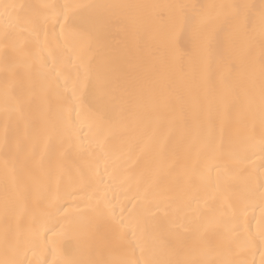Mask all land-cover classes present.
<instances>
[{
	"label": "bare ground",
	"instance_id": "1",
	"mask_svg": "<svg viewBox=\"0 0 264 264\" xmlns=\"http://www.w3.org/2000/svg\"><path fill=\"white\" fill-rule=\"evenodd\" d=\"M63 4L249 7L232 21L224 49L190 42L181 20L192 7L141 9L134 22L117 10L119 22L97 41L86 68L75 57L57 64L58 85L41 66L63 39L49 6ZM4 5L15 6L8 12L17 25L7 47ZM262 6L264 0H0V262L144 264L155 254L199 264H262L264 249L246 238L258 241L264 230V201L255 195L236 204L241 182L221 173L217 189V170L210 176L206 166L225 128L251 144L236 162L242 176H264ZM204 10L201 27L209 34L232 11ZM118 57L143 69L120 86L111 74ZM72 92L74 106L66 100ZM96 110L112 120L71 131L74 120ZM83 172L102 181L117 216L120 208L131 209L122 221L125 241L78 234L91 195L80 190Z\"/></svg>",
	"mask_w": 264,
	"mask_h": 264
},
{
	"label": "snow or ice",
	"instance_id": "2",
	"mask_svg": "<svg viewBox=\"0 0 264 264\" xmlns=\"http://www.w3.org/2000/svg\"><path fill=\"white\" fill-rule=\"evenodd\" d=\"M14 5H4V16L6 18V26L3 34V43L7 47L10 44H14L16 39V23L13 22L11 14L8 12L9 8H14ZM52 17L56 20L57 24L61 28V34L63 39L60 40L54 51H50L44 57L42 63V71L59 85L60 77L57 74V64L63 63L66 60L70 61L73 57L79 60L80 67L86 68L89 54L93 47L105 34V30L114 23L119 22L117 16V10L121 15L125 17L129 22H134L136 13L141 9H155V8H188L192 7L196 9L191 13H185L182 17L181 23L184 33L188 36V39L194 46H200L201 48H207L215 46L218 49H224L230 36V26L234 19H236L241 10L248 8L247 5H218V6H202L196 8V6L187 5H138V4H63L52 5ZM224 8L232 10L229 14L219 17L216 21V26L212 33H206L202 27L203 19L208 15L204 10L205 8ZM71 16V19H70ZM47 20V18H45ZM261 19L264 21V6L261 10ZM63 21V23H61ZM36 27L39 23L36 22ZM172 33H165L163 39L166 41L171 39ZM262 44H264V36L261 38ZM143 69L139 65L126 66L122 60L118 57L112 63L111 74L114 77V81L117 86H120L122 82L127 81L129 78L136 74H139ZM254 79V73L252 74ZM260 109L262 113V119H264V59L261 61L260 68ZM61 87L67 88V83ZM75 93L72 92L66 97L69 105L75 104ZM254 102V97L252 98ZM73 110L75 108L73 107ZM127 118V117H125ZM112 120V116L101 110L86 111L83 114V118L79 121H73V127L71 131L74 133L79 124H106ZM213 147L210 153L206 157V166L211 176L213 170H217L216 178L212 180L213 186L217 189L221 183V173L225 181L241 182L238 190L234 194V202L239 204L252 196L259 195L260 199L264 201V176L260 177L258 181L251 177L244 178L239 168L236 167V162L243 158V153L248 151L251 147L250 142L247 139L235 138L232 133L222 128L220 130L218 139L214 140ZM260 150L264 153V139L261 140ZM101 182H95L92 175L88 172H83L79 176L80 190L91 195L88 196V202L85 207L87 212L82 215L87 217V221L79 226L77 232L84 237H95L98 234H105L106 236H113L118 241L123 242L126 239V233L122 229L128 227L122 221L125 214H130L131 209L120 208V215L117 216L116 206L112 204L110 200L104 195V189L101 188ZM72 193H69L71 195ZM7 195V188H6ZM226 209L225 211H229ZM7 210V199H6ZM217 223L225 224L223 218H220ZM42 226V224H41ZM49 231L52 228L49 227ZM36 237H39V230L35 233ZM133 236L135 233L133 232ZM246 242L252 246L258 243L261 249H264V230L261 231L258 241L255 238L247 237ZM189 243V241H185ZM141 251L144 248L141 247ZM3 264V262H0ZM100 264V262H95ZM123 264H141L139 260H127ZM144 264H199L197 261L186 260H174L168 258L166 255H155L153 258L145 261ZM264 264V259H262Z\"/></svg>",
	"mask_w": 264,
	"mask_h": 264
}]
</instances>
